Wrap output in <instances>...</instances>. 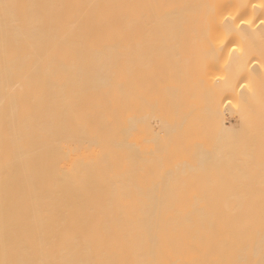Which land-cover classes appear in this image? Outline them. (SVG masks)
<instances>
[{
  "label": "bare ground",
  "instance_id": "1",
  "mask_svg": "<svg viewBox=\"0 0 264 264\" xmlns=\"http://www.w3.org/2000/svg\"><path fill=\"white\" fill-rule=\"evenodd\" d=\"M260 39L264 0H0V264H264Z\"/></svg>",
  "mask_w": 264,
  "mask_h": 264
},
{
  "label": "rangeland",
  "instance_id": "2",
  "mask_svg": "<svg viewBox=\"0 0 264 264\" xmlns=\"http://www.w3.org/2000/svg\"><path fill=\"white\" fill-rule=\"evenodd\" d=\"M165 35H168V34H165ZM171 44L175 45V47L173 49H170V51L173 50L176 53H184L187 51L189 52L190 48L192 46H194L192 44V42L185 44V45L183 43H177V45H176V43H171ZM250 44L254 47H260L262 49V51H264V40L263 39H260L257 42H250ZM164 70H165V67H161V73L162 74H164ZM219 75H220L219 71H215L214 73L212 72V74H209L208 79L213 80V79H215V77H217ZM239 85L243 86V88L248 87L249 82L246 79H242L239 81ZM164 95H163V97H164ZM200 99H203V98L201 97L198 100H194L193 108L197 112H199V116H202L204 111H205V104H203ZM162 103H164V105H165L166 101L163 99ZM239 103L240 102L238 101V99L229 97V98H227V100L223 104L224 109H226L230 113L231 123L233 124V126H235L234 127V140L245 139L244 135L242 134L243 132L235 124L234 110H235L236 106L239 105ZM172 107L173 106L171 105L170 109L173 110ZM202 131H204V133L200 136H194V135L187 136L186 133H181L179 138H178V141H177V146L175 147L176 152L178 153L179 156L176 159H174L173 157L172 158L168 157V159L165 161H163L160 158V160L157 163L156 170H155V168L153 169V173L155 174V172H156V173L160 174L161 176L166 175V174H174L177 176V175L182 174L183 173L182 171L187 170L189 167L194 165V163L191 164V162L188 161L191 156H196V155L200 154L201 151H204L205 154L208 155V152L213 150L211 144L213 143V140L215 138H214L213 134H210L211 133L210 131H212L211 126L208 125V126L203 127ZM160 137H162L163 138L162 140H164L163 141V147H162L164 150V149H166V146H167V145H165L167 142V139H168L167 133L163 130V136L160 135ZM215 140H217V138ZM230 140L231 139H229V141ZM207 155H205V156H207ZM236 158L238 159L239 157H236ZM255 172H258V171H255ZM202 175H206V174L203 173ZM207 180H208V178L206 176H204L200 180V182L205 183V182H207ZM148 181L149 180L147 178V183H148Z\"/></svg>",
  "mask_w": 264,
  "mask_h": 264
}]
</instances>
